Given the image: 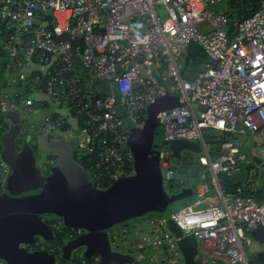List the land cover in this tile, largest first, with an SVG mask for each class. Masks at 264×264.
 I'll return each mask as SVG.
<instances>
[{
    "label": "built area",
    "instance_id": "built-area-1",
    "mask_svg": "<svg viewBox=\"0 0 264 264\" xmlns=\"http://www.w3.org/2000/svg\"><path fill=\"white\" fill-rule=\"evenodd\" d=\"M220 3L222 0H0L1 46L11 68H22L29 60L42 67L50 65L43 79L39 74L30 77V86L71 114L77 127L76 152L95 154L97 176L107 175L114 185L131 175L127 166L133 165L134 156L127 143V125L141 129L149 109L162 100L153 119L164 141L199 145L198 163L206 171L207 181L198 182L191 194L204 204H188L168 218L148 220L136 232L138 245L132 256L138 264L143 260L145 264H184L178 239L168 228L169 219L184 236L197 239L194 264H249L248 254L264 251L249 235L264 227V200L257 201L250 191L264 173V4L238 23L230 38L226 17L216 9ZM158 7L164 9V18ZM63 35L69 39L63 41ZM191 44L203 50L207 64L188 79L181 69ZM67 50L88 69L86 78L73 67ZM96 80L116 83L119 98L91 91ZM82 81L87 94L81 92ZM160 81L170 87H162ZM38 106L0 90V117L15 111L30 115ZM43 124L54 135L62 132L66 121L58 116ZM214 129L223 132L216 159L205 138V132ZM227 134L250 135L260 141L259 166L236 195L224 194L220 180L222 174L230 177L237 172L245 155L240 139L223 140ZM156 158L161 179L167 182L180 164L165 146L157 149ZM0 169L5 175L9 172L5 163H0ZM97 176L88 175L91 186ZM210 194L215 199L212 203L205 200ZM127 233L125 230L121 237ZM83 234L85 231L76 230L77 236ZM108 243L116 250L117 236L110 235ZM252 244L259 245L258 251L250 252ZM22 250L54 256V264L62 257L60 250L42 241Z\"/></svg>",
    "mask_w": 264,
    "mask_h": 264
},
{
    "label": "crops",
    "instance_id": "crops-1",
    "mask_svg": "<svg viewBox=\"0 0 264 264\" xmlns=\"http://www.w3.org/2000/svg\"><path fill=\"white\" fill-rule=\"evenodd\" d=\"M11 65L7 55L0 57V90L3 89L18 100L30 99L39 106L30 115L15 111L13 113L16 116L0 117V163L9 167L6 175L0 169V245L17 253L25 246V239L33 240L32 243L42 241L47 245L48 239L38 234L34 226L41 227L42 224L51 235L48 221L54 217L61 221L62 227L66 225V228L90 233L91 240L100 231H104L107 243L114 226L125 227L124 232L131 222L135 223L131 227V237L128 238L127 235L130 232L125 238L117 235L116 250L108 243L111 252L118 254L120 259H109L106 264H133L136 261L132 253L138 245L136 232H140L148 220L168 218L173 211L184 205L204 204L205 201H200L191 194V188L175 191L165 185L163 188L168 192L164 193L162 184L156 178V151L162 146L164 139L153 114L163 105V100L156 109H149L141 129L127 125V143L134 156L131 175L106 189H94L88 175L75 158L78 145L77 127L69 119V112L65 108L60 110V105L53 102L45 92L31 88L29 79L38 71L33 70L28 61L17 70H13ZM160 84L166 89L170 87L167 82L160 81ZM55 115L62 116L68 123V128L54 134L56 136L43 127L45 120L53 119ZM240 140L242 149L248 153L243 152L245 158L239 164V170L228 179L239 184V187L247 182L250 173L256 171L260 163L259 139L248 135ZM198 155L182 150L180 159L197 160ZM13 161L24 165L21 178L16 184V168L10 166ZM192 167L196 168L193 173ZM204 171L198 165L190 166V184L202 181ZM263 183L260 174L251 189L245 188V191L250 189L254 198L262 201ZM206 198V202L215 201L212 194ZM80 236L70 240L67 243L69 246L66 244L65 251H61L62 257L70 260L74 255L95 254V264L100 263L103 259L101 247L89 241L85 242ZM119 247L126 251L120 252ZM46 255V264H54L55 259ZM1 262L6 264L2 259Z\"/></svg>",
    "mask_w": 264,
    "mask_h": 264
},
{
    "label": "trees",
    "instance_id": "trees-1",
    "mask_svg": "<svg viewBox=\"0 0 264 264\" xmlns=\"http://www.w3.org/2000/svg\"><path fill=\"white\" fill-rule=\"evenodd\" d=\"M264 4V0H222V3L218 5L216 8L217 10L224 13L226 17V28L228 32V36L233 38L236 32V28L238 23L242 22L243 20L251 17L254 13L259 11ZM2 39L0 38V41ZM6 52L2 49L0 45V57H4ZM207 64L206 56L203 50L197 46L196 44H191L188 48V52L185 56L183 66L181 69V73L188 79H191L197 75L198 72H201L205 69ZM39 74L43 79V75L40 72H36L32 74V76ZM82 93L87 94V88L82 81ZM70 106V105H69ZM73 114V111L71 110ZM58 115L53 116L52 118H56ZM80 126V122H79ZM68 128V123L64 124L60 130L65 131ZM207 140L211 143V150H212V159H216L219 156V151L217 150V144L213 143L212 137L205 136ZM240 139L237 135L234 134H227L223 137V140H237ZM78 152L75 153V158L81 168L89 175V176H97V172L95 171V164L97 163V158L95 154L92 155H80L81 157L77 159ZM199 157V155H198ZM197 160H190L187 161L186 159H180L178 164L180 167L175 169L174 177L166 182L168 189L172 190H182L184 188H191L193 189L198 182L190 184V174L189 168L192 165H198L201 170L204 169L201 167ZM197 162V163H196ZM127 170H132V163H129L127 166ZM202 181H207V176H205ZM97 180H93L92 187L94 189H106L112 185L109 177L107 175L97 176ZM239 184L232 183L230 180H227L224 186L222 187V191L226 195H236V190L238 189ZM185 206V205H184ZM58 220H49L48 226L51 229V236L48 240V246L54 248L56 250L62 251L64 246L70 241L77 237L76 230L77 229H70L60 227L59 229H55L54 225ZM54 258V256H52ZM95 254L90 257H84L81 255H74L70 260L66 259L65 257H60L57 259V264H80L81 261H84L87 264H95L94 261ZM55 259V258H54ZM248 263L249 264H264V254L263 252H254L248 254Z\"/></svg>",
    "mask_w": 264,
    "mask_h": 264
},
{
    "label": "water",
    "instance_id": "water-1",
    "mask_svg": "<svg viewBox=\"0 0 264 264\" xmlns=\"http://www.w3.org/2000/svg\"><path fill=\"white\" fill-rule=\"evenodd\" d=\"M48 22L51 21V17H48ZM47 23H44V26H47ZM63 41H67L69 37L67 35H63L62 37ZM67 54H71L70 50H67ZM70 60L72 62L73 67L77 70L80 71L82 76L84 78L87 77L88 69L83 66L81 61L79 60L78 57H75L73 55H70ZM28 64L30 67L33 68V70L38 71L42 73V75L45 74L47 69L50 67V65L46 66H40L38 64L33 63V61L29 60ZM90 90L93 91L96 94L99 95H113L115 98H119V92L117 89V84L116 83H109L108 81L105 80H96L90 85ZM156 109V107H154ZM68 112V111H67ZM117 114L120 115V109L117 108ZM61 115V113H60ZM69 116V119L73 122L74 125H76V122L73 120L72 116L70 113L67 114ZM7 117L9 116H16L15 113L9 112L6 114ZM1 122V120H0ZM206 136L213 137V143L218 144L221 141V138L223 136V132L218 129L214 130H207L205 132ZM162 146H165L169 148L173 155L174 158L179 161L180 160V152L182 150H187L191 151L193 153L199 154L200 153V147L198 144L186 141V140H174V141H169L166 142L164 141L162 143ZM242 152L248 153V151L241 149ZM259 162V161H258ZM11 167L16 168V173L14 176V182L15 184L18 183V181L21 178L22 172H23V166L15 163L14 161L10 163ZM156 178L157 180H161V173L160 170L158 169V166L156 165ZM196 168L192 167L191 172H195ZM261 178L264 180V173L261 174ZM229 179L227 174H222L221 180H220V187H223L226 181ZM264 186V183H263ZM242 196H245L243 193ZM175 201V200H174ZM66 227V225L64 226ZM34 228L37 230L38 234L44 235L46 239H50V233L44 228V226L41 224L40 226H34ZM168 228L170 232L178 239L177 245L179 250L181 251L183 258H184V264H194V257L198 254V241L197 239L190 235V236H184L183 233L176 227L175 223L172 220H168ZM250 238L258 243L259 245L264 246V227L259 226L256 229L250 231L249 233ZM79 238H83L84 241H89V243L93 245H99L101 247V255H102V261L98 264H106L109 259H120L119 255L116 253L111 252L108 243H107V237L105 235L104 231H100L99 235L96 236L94 240L90 239V233L86 232L85 234L81 235ZM33 240H24L25 245H29L32 243ZM69 244V243H68ZM67 244V245H68ZM64 246L63 250L65 251V248L67 247ZM69 246V245H68ZM20 253H17L16 251H13L11 249H8L4 245H0V259L4 260L6 264H46L48 260L46 259V253L44 252H36L32 254L26 253L24 250L19 249ZM264 254V251H263ZM49 256V255H48ZM84 257H90L92 255L90 254H85L83 255ZM52 259L53 257L50 256ZM127 263V262H126ZM133 264H138L137 262H134Z\"/></svg>",
    "mask_w": 264,
    "mask_h": 264
},
{
    "label": "rangeland",
    "instance_id": "rangeland-1",
    "mask_svg": "<svg viewBox=\"0 0 264 264\" xmlns=\"http://www.w3.org/2000/svg\"><path fill=\"white\" fill-rule=\"evenodd\" d=\"M157 10H158V12H159V14L161 15V18H164V9L162 8V7H158L157 8ZM188 52V51H187ZM162 180V179H161ZM161 180H158L161 184H162V188L166 185V188H168L167 187V184H166V182H164L163 180L161 181ZM164 184V185H163ZM166 188L164 189L163 188V192L164 193H167L168 191L166 190ZM166 191V192H165ZM164 216H167V215H164ZM139 224V223H138ZM135 225V223H131L130 222V224H129V226L128 227H126L127 229V231L128 232H130V233H128L127 235H128V238L129 237H131L132 235H131V233H133V231L131 230V227L132 226H134ZM125 227H122V226H120V225H117V226H114V228H112V230H111V235H114V236H119V238L122 236V232H123V229H124ZM260 247H259V245H256V244H252V246H251V251L250 252H253L255 249H259ZM118 250L120 251V252H125L126 250H124V248L123 247H119L118 248ZM147 254L148 253H143V255L144 256H147ZM134 256H136L135 254H134ZM140 264H145V261L143 260Z\"/></svg>",
    "mask_w": 264,
    "mask_h": 264
},
{
    "label": "flooded vegetation",
    "instance_id": "flooded-vegetation-1",
    "mask_svg": "<svg viewBox=\"0 0 264 264\" xmlns=\"http://www.w3.org/2000/svg\"><path fill=\"white\" fill-rule=\"evenodd\" d=\"M52 220H59V219L54 217V218H52ZM56 223H58V224H59V228H60V227H61V221H60V222H59V221H57ZM59 228H58V229H59Z\"/></svg>",
    "mask_w": 264,
    "mask_h": 264
}]
</instances>
